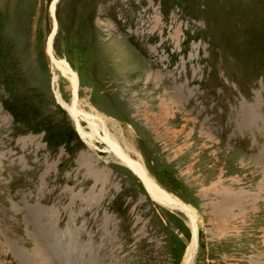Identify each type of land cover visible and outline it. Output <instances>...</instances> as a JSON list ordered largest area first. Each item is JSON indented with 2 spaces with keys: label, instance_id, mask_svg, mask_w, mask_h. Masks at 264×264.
<instances>
[{
  "label": "rangeland",
  "instance_id": "rangeland-1",
  "mask_svg": "<svg viewBox=\"0 0 264 264\" xmlns=\"http://www.w3.org/2000/svg\"><path fill=\"white\" fill-rule=\"evenodd\" d=\"M52 1L0 0V264H184L126 161L191 264H264V0Z\"/></svg>",
  "mask_w": 264,
  "mask_h": 264
},
{
  "label": "bare ground",
  "instance_id": "bare-ground-1",
  "mask_svg": "<svg viewBox=\"0 0 264 264\" xmlns=\"http://www.w3.org/2000/svg\"><path fill=\"white\" fill-rule=\"evenodd\" d=\"M53 2H54V0L51 2V6H50L51 15H52V10H53ZM44 4L45 3L42 2L41 5H40V7L44 6ZM54 28H56L55 27V24H54ZM35 29H37V28H34L33 31H35ZM41 30H42L41 33L43 35L45 33V24H43V28H41ZM53 32H54V29H53V31L51 32V34L49 35V37L47 39V54H48V56H49V58L51 60V63L53 64V66L56 67L59 70V72L63 74V76L67 80V82L70 83V88L72 89V101H71V104L72 105H75L77 103L76 77H75V75L73 74V72L71 71L70 68H68L63 62H59V61H57L55 59V57L53 55V49H52L53 48V46H52V36H53ZM41 47H42L41 41L37 45L35 44V47H34V51L37 52V53H39V55H41V52H42V49H43V47H42V49H41ZM41 60H43V58H41ZM42 62L43 61H41V63ZM55 78L56 77H54V80H55ZM56 95H57L58 102L62 106H64V108L66 107V109L68 110V112L72 116H75L76 115V111L74 110V107L72 105L71 106L70 105H66L64 103V101L61 99V96L59 95V93H57ZM100 117H102V116H100ZM75 122H76V128H77V130L79 131V133L82 136H84L83 131L81 129V126H80L79 122L77 120ZM100 123H102V125H104V122L103 121H100ZM104 133H105V136H106L105 138L108 139L107 134H106L105 131H104ZM110 141H111V139H110ZM113 147H114V145H113ZM126 164L128 166H130L139 175V177L141 178V180L145 184L147 190L150 192V194L157 201H159L160 203H162L164 205L173 207V208L181 209L183 211L185 210V212L189 215V217H190V219L192 221V223L190 224V226H191L192 233H193V240H192L191 245L189 246V249L187 250V256L185 257L184 264H191L192 257H193L194 251H195L196 239H197V228H196V225L194 223V220L195 219H194V216L192 215L191 210L183 207L178 201L173 200L168 195H166L164 193H161V191L158 189V187L148 177V175L145 172L144 168L142 166H140L138 163L131 162V161H126Z\"/></svg>",
  "mask_w": 264,
  "mask_h": 264
}]
</instances>
